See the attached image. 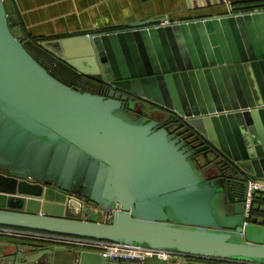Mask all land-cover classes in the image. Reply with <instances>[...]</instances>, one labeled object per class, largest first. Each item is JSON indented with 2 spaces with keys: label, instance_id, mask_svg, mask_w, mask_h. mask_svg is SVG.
<instances>
[{
  "label": "water",
  "instance_id": "95a60500",
  "mask_svg": "<svg viewBox=\"0 0 264 264\" xmlns=\"http://www.w3.org/2000/svg\"><path fill=\"white\" fill-rule=\"evenodd\" d=\"M166 20L39 43L83 92L26 50L0 0V227L264 264L263 193L247 212L250 184L264 183V12L151 26ZM172 115L186 138L166 126ZM100 211H116L110 224ZM58 252L73 264H175L64 246L9 260L55 264Z\"/></svg>",
  "mask_w": 264,
  "mask_h": 264
},
{
  "label": "crops",
  "instance_id": "0c3cea01",
  "mask_svg": "<svg viewBox=\"0 0 264 264\" xmlns=\"http://www.w3.org/2000/svg\"><path fill=\"white\" fill-rule=\"evenodd\" d=\"M188 1L4 0L8 13L17 15L20 20V25L13 29L15 35L36 42H51L91 33L110 32L147 20L161 18L178 20L205 16L224 12L228 5L239 8L264 4V0H224L223 4L217 6L190 10ZM43 52L50 56L46 51ZM52 246L54 245L45 242L0 237V264H13V261L9 260L11 256L17 260L36 255L41 249ZM68 261L69 264L77 262L74 256L64 252L55 255V264H66ZM21 262L23 260L19 259V263Z\"/></svg>",
  "mask_w": 264,
  "mask_h": 264
},
{
  "label": "built area",
  "instance_id": "2783aa9c",
  "mask_svg": "<svg viewBox=\"0 0 264 264\" xmlns=\"http://www.w3.org/2000/svg\"><path fill=\"white\" fill-rule=\"evenodd\" d=\"M228 15L237 16L241 13H253V12H264V7L237 11L232 5L227 6ZM168 19L162 23H156L151 26L158 28L168 24ZM100 33H91L86 34L89 38H94L97 34ZM253 191H258L259 193L264 194V183L261 181H256L255 183L250 184L249 188V198L247 201V212H249L252 202L251 193ZM106 215L105 224H110L114 218V213L116 211H102ZM0 237L12 238V239H22L28 241H38L52 244L54 246H64L68 248H73L80 251H87L92 253H97L103 256L106 259H109L112 262H120V260H131L139 259L143 260L145 258L152 257L154 255L158 256L161 260L167 261L169 263H188L193 264L195 262L203 260H214L203 257L191 256L176 251H154L145 246H132L123 243H114L100 239H91V238H82V237H73L60 234H51L38 231H30L16 228L0 227Z\"/></svg>",
  "mask_w": 264,
  "mask_h": 264
},
{
  "label": "trees",
  "instance_id": "16d2710c",
  "mask_svg": "<svg viewBox=\"0 0 264 264\" xmlns=\"http://www.w3.org/2000/svg\"><path fill=\"white\" fill-rule=\"evenodd\" d=\"M237 8V7H235ZM122 29H126V28H120V29H114V30H122ZM112 30V31H114ZM13 31V30H12ZM14 33V31H13ZM15 34V33H14ZM24 46L26 48V50L38 61L41 63V61H39V59L33 54V52L35 51V53H37L38 55H40L41 57H44L47 61H48V66H45L44 64H42L55 78H57L58 80L64 82L65 84L71 86L72 88H79L80 89V85H79V81L80 79L75 75V73L66 65H64L62 62L46 55L43 50L39 47V41H32V40H28L27 38L24 39ZM93 90L94 88L89 87L88 90L90 91ZM87 90V91H88ZM80 91H83V88L80 89Z\"/></svg>",
  "mask_w": 264,
  "mask_h": 264
},
{
  "label": "flooded vegetation",
  "instance_id": "af4514ba",
  "mask_svg": "<svg viewBox=\"0 0 264 264\" xmlns=\"http://www.w3.org/2000/svg\"><path fill=\"white\" fill-rule=\"evenodd\" d=\"M89 86L92 87L91 84H89ZM166 126H171L169 127V129L171 132H173L172 134H177L179 138H186V123L182 121V119H179L178 117L172 115ZM181 142L185 144L184 148L186 149V143H185L186 139ZM193 264H228V263H224L218 260H213V261L203 260V261L195 262Z\"/></svg>",
  "mask_w": 264,
  "mask_h": 264
},
{
  "label": "rangeland",
  "instance_id": "374dc122",
  "mask_svg": "<svg viewBox=\"0 0 264 264\" xmlns=\"http://www.w3.org/2000/svg\"><path fill=\"white\" fill-rule=\"evenodd\" d=\"M33 54L39 59V61H41L42 64H44L45 66H48L49 63H48V61L44 57H41L40 55H38L37 53H35V51L33 52ZM152 117H154L156 119H159V120L165 118L164 117V114H162V113L160 114L158 112L154 113L152 115ZM96 220L99 221V222H101V223H104L106 221V215L102 211L97 212Z\"/></svg>",
  "mask_w": 264,
  "mask_h": 264
}]
</instances>
